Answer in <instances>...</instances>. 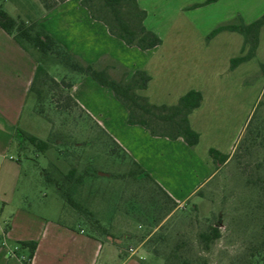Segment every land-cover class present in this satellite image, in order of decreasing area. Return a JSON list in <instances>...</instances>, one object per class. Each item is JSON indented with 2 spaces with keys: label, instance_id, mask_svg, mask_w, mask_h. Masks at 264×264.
Instances as JSON below:
<instances>
[{
  "label": "crops",
  "instance_id": "obj_1",
  "mask_svg": "<svg viewBox=\"0 0 264 264\" xmlns=\"http://www.w3.org/2000/svg\"><path fill=\"white\" fill-rule=\"evenodd\" d=\"M14 1L19 10L26 8ZM81 1L65 0L50 10L41 3L35 10L27 9L29 18L22 20L35 22L63 49L86 63L107 69L112 61L128 72L126 80L135 71L146 72L149 82L137 93L152 105L173 106L188 91H199L202 102L188 115L191 129L199 134L198 144L189 147L181 138L153 136L143 126L128 124L127 108L109 88L88 75L63 66L67 72L51 75L48 66L55 63L51 61L45 62V69L56 80L71 82L68 93L79 108L173 201L183 204L197 197L230 160L264 94L263 78L243 83L264 63V24L255 56L233 70H229L230 60L246 52L242 51V35L222 31L209 42L205 38L217 25L237 16L246 24L255 21L264 14V0H217L194 9L188 7L205 0H135L146 13L144 27L161 40L148 50L127 46L112 36ZM37 58L35 50L20 46L0 27V225L6 229L5 246L0 239V264H19L9 249L28 242L34 243L31 264H154L142 245L129 251L135 239H131L128 226L120 239L106 233L104 227L106 232L96 235L80 221L71 220L64 204L48 208L41 202L43 207L35 210L25 195L18 194L23 167L14 153L19 150L17 131L29 130L25 111L30 101L31 113L39 116L30 93ZM210 149L229 156L219 169L208 154Z\"/></svg>",
  "mask_w": 264,
  "mask_h": 264
},
{
  "label": "rangeland",
  "instance_id": "obj_2",
  "mask_svg": "<svg viewBox=\"0 0 264 264\" xmlns=\"http://www.w3.org/2000/svg\"><path fill=\"white\" fill-rule=\"evenodd\" d=\"M17 1L26 8L19 10L14 0H0V8L13 18L26 19L27 9L41 6L39 0ZM47 61L56 58L50 56ZM48 69L51 75L67 72L56 62ZM113 74L119 79L121 72ZM37 85L43 92L45 117L52 123L33 115L30 101L25 111L27 131L41 140L58 139L43 154L18 141L14 155L23 167L18 194L26 196L31 208L39 210L41 202L48 208L64 204L71 220L80 221L96 235H102L100 225L120 239L128 226L135 239L129 251L142 245L154 264H264V113L254 116L228 163L197 197L178 204L143 177L78 109H60L66 104L65 90L44 77ZM51 163L63 173L74 169L75 177H82L80 183L67 188L92 214L90 219L66 205L56 188L44 182L43 171H51ZM213 227L220 237L206 247L200 235L209 234Z\"/></svg>",
  "mask_w": 264,
  "mask_h": 264
},
{
  "label": "trees",
  "instance_id": "obj_3",
  "mask_svg": "<svg viewBox=\"0 0 264 264\" xmlns=\"http://www.w3.org/2000/svg\"><path fill=\"white\" fill-rule=\"evenodd\" d=\"M46 10H50L58 3L65 0H40ZM217 0H205L202 3L189 6L188 9H194L203 5L210 4ZM82 5L87 8L91 17L94 20L100 21L107 27L109 33L123 41L127 46H135L141 50L153 49L161 44L160 38L153 32L146 30L143 25L145 18V11L140 9L135 0H82ZM264 24V14L251 23H244L241 17L237 16L233 20L217 25L205 38L206 42L222 31L238 32L243 37L244 55L230 60L229 70H233L240 63L248 61L255 56L256 49L259 42V30ZM0 27L7 34L12 35L13 39L24 48H32L38 54L37 67L30 86L31 95L34 94L36 104L34 105V112L48 121L45 117L43 92L37 85L38 79H44L58 88L65 90L63 98L66 101L65 106L60 109L66 111L70 106L78 109L88 119L95 123L102 133L117 147L122 150L115 143V141L87 114H85L77 103L70 97L68 90L71 87V82L65 78L56 80L53 78L44 67L47 58L55 56L56 63L63 66L68 71L88 75L101 86L109 88L115 97L127 108L128 119L130 125H140L145 127L151 135L167 137L171 140L181 138L189 147H194L198 144L199 134L191 129L188 122V115L202 102V95L199 91L190 90L181 96L178 102L173 106H156L148 102V100L137 93L138 90L146 88L150 77L142 70L135 71L128 80V72L120 66L111 61V65L107 69H102L98 64H89L82 61L79 57L63 49L54 39L47 35L38 25L30 19L24 21L20 18H13L0 8ZM112 70H111V69ZM119 70L121 72L120 78H114V72ZM258 78L264 79V63L259 66V71L253 76L244 80V84H252ZM57 104V103H56ZM43 106L42 108H39ZM58 108V106H57ZM58 112V111H57ZM264 113V94L262 99L255 106V110L249 119L244 132L249 126L251 120L256 115ZM18 141L27 142L37 153H45L51 148L52 142L56 141L57 136L41 140L36 136L29 134L23 130L17 131ZM20 143V142H19ZM238 144V142H237ZM237 145L235 146V148ZM235 150V149H234ZM215 168L219 169L229 159L228 155L221 154L215 149L208 151ZM125 156V154L123 153ZM126 157V156H125ZM231 158V157H230ZM133 166H135L139 173L148 178L155 184L169 200L171 199L155 182L154 180L135 162L128 159ZM49 169L43 171L44 182L50 186H54L59 192L66 205L73 210L86 216L90 219L91 213L78 203L72 194V191L67 187H73L74 184L80 183L82 177H75V170L71 169L67 173H63L54 164H50ZM171 201H173L171 199ZM95 225H99L95 222ZM102 233L105 229L99 225ZM220 237L217 227H213L209 234L202 233L200 239L205 242L206 247L210 241ZM20 246L29 248L30 255L33 254L34 243H22Z\"/></svg>",
  "mask_w": 264,
  "mask_h": 264
},
{
  "label": "built area",
  "instance_id": "obj_4",
  "mask_svg": "<svg viewBox=\"0 0 264 264\" xmlns=\"http://www.w3.org/2000/svg\"><path fill=\"white\" fill-rule=\"evenodd\" d=\"M0 239L3 246L6 245V229L0 225ZM20 245H14L10 247L9 254L19 264H31L33 255H30L29 251H26Z\"/></svg>",
  "mask_w": 264,
  "mask_h": 264
}]
</instances>
